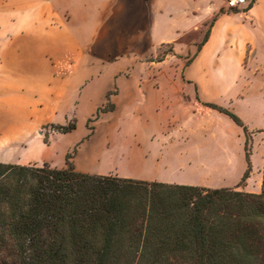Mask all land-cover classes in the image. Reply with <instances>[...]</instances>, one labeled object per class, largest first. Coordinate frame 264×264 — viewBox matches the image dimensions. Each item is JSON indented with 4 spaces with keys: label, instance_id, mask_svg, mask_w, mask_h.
<instances>
[{
    "label": "crops",
    "instance_id": "obj_1",
    "mask_svg": "<svg viewBox=\"0 0 264 264\" xmlns=\"http://www.w3.org/2000/svg\"><path fill=\"white\" fill-rule=\"evenodd\" d=\"M221 7L217 0H0V145L7 126L17 139L45 145L36 130L73 118V131L64 143L53 138L47 154L60 159L88 136L73 157L78 171L226 185L227 167L205 175L197 153L230 155L226 139L239 132L208 103L257 126L261 105L236 99L242 81L249 95L263 74L264 0Z\"/></svg>",
    "mask_w": 264,
    "mask_h": 264
},
{
    "label": "trees",
    "instance_id": "obj_2",
    "mask_svg": "<svg viewBox=\"0 0 264 264\" xmlns=\"http://www.w3.org/2000/svg\"><path fill=\"white\" fill-rule=\"evenodd\" d=\"M208 105L243 128L241 186L248 127ZM0 256L2 264H264V165L255 193L90 174L70 162H0Z\"/></svg>",
    "mask_w": 264,
    "mask_h": 264
},
{
    "label": "rangeland",
    "instance_id": "obj_3",
    "mask_svg": "<svg viewBox=\"0 0 264 264\" xmlns=\"http://www.w3.org/2000/svg\"><path fill=\"white\" fill-rule=\"evenodd\" d=\"M254 0H250L246 5L237 8H229L227 6V0H217V3L221 4L222 7L220 10L222 11H235L247 8ZM212 21V20H211ZM262 65H258V69ZM263 74L257 79L255 85L257 86L251 94L246 95L245 85L247 82L242 81V87L238 91L237 102L245 103L246 99H249L252 102H257L261 106L258 111L255 112L254 117L257 123L256 127H250L249 124L245 122L248 127V148H249V158H250V166H249V176L246 179L245 183L239 186V182L244 171L248 168L247 160H246V136L243 131V128L238 127L239 132L233 133V139L230 142L226 139V146L230 147L232 150L231 154L222 155L216 149H203L197 154L201 156L202 160L196 163L198 167L204 170L203 173L205 175H210V177L216 178L218 175L222 173L224 168L227 167L226 172V185L228 187H237L240 190L259 193L262 190V178H263V165H264V68L262 67ZM240 97V98H239ZM5 104H9L10 100L7 96L5 98ZM228 108V107H226ZM230 110V108H228ZM241 117V113H236ZM98 116H94L88 119L87 124L90 125L91 122L95 121ZM2 117L5 116V119L8 118V114H2ZM242 118V117H241ZM75 120L70 118L68 121L69 124H74ZM58 125H50L46 124L43 128L35 131V136L40 137L45 145L37 144L33 141V139H29V135H27V140L25 138H21V133L18 135V139L15 138L17 135H14L15 130L9 128V126L2 128V133L5 137L1 141L0 145V157L3 159H10L17 163H21L18 165H30V166H43L45 163L49 164L53 167L59 164H63V168L68 166L70 162L73 165V157L75 155L77 145L80 146L89 139L82 138L77 144L71 146V150L62 158H58L56 154L50 152L47 154L51 148V141L54 138L55 142H62L65 140L64 137L72 129L63 130L57 127ZM88 131V130H87ZM14 139V141L11 140ZM42 143V142H41ZM46 149V153L42 155V149ZM181 162V161H180ZM30 163V164H28ZM178 163V161H177ZM184 163V162H181ZM176 165V163L174 164ZM203 165V166H201ZM74 166V165H73ZM75 168V167H74ZM4 258L0 256V264H2ZM6 264H11V258L5 257Z\"/></svg>",
    "mask_w": 264,
    "mask_h": 264
},
{
    "label": "built area",
    "instance_id": "obj_4",
    "mask_svg": "<svg viewBox=\"0 0 264 264\" xmlns=\"http://www.w3.org/2000/svg\"><path fill=\"white\" fill-rule=\"evenodd\" d=\"M250 0H227L229 8H237L246 5Z\"/></svg>",
    "mask_w": 264,
    "mask_h": 264
}]
</instances>
